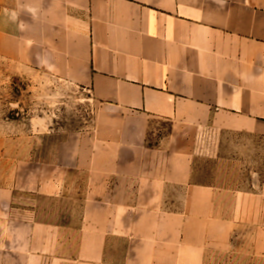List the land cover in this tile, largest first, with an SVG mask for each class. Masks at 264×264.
Wrapping results in <instances>:
<instances>
[{"label":"crops","instance_id":"1","mask_svg":"<svg viewBox=\"0 0 264 264\" xmlns=\"http://www.w3.org/2000/svg\"><path fill=\"white\" fill-rule=\"evenodd\" d=\"M0 58L101 104L47 159L40 135L0 137V264L57 257L73 232L39 198L80 202L73 264L264 263V169L235 190L193 168L202 135L264 141V0H0ZM155 121L171 131L153 143Z\"/></svg>","mask_w":264,"mask_h":264},{"label":"rangeland","instance_id":"2","mask_svg":"<svg viewBox=\"0 0 264 264\" xmlns=\"http://www.w3.org/2000/svg\"><path fill=\"white\" fill-rule=\"evenodd\" d=\"M100 107L101 104L87 90L58 80L45 70H17L0 58V137L13 139L15 143L18 140L16 146L21 145L19 142L23 138L27 140L33 135H40L35 145L41 147V155L47 159L70 135L91 131ZM170 131V122L155 121L150 142L164 139ZM31 144L25 142L27 147ZM28 151L25 153L28 154ZM193 165L196 183L235 190H257L264 169V141L232 135H202L194 145ZM19 201L32 204L29 198ZM38 204L42 219H54L62 224L72 222L73 232L70 234L66 229L68 227L64 226L58 231L57 257L23 259L24 264H73L80 202L63 199L53 202L39 198ZM70 236L72 240L68 242ZM209 260V264H229L228 259L220 255L211 256ZM231 264H251V259L237 255Z\"/></svg>","mask_w":264,"mask_h":264}]
</instances>
